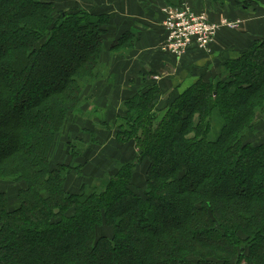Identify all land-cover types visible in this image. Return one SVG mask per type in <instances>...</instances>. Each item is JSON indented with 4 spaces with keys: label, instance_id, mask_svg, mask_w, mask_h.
<instances>
[{
    "label": "trees",
    "instance_id": "trees-1",
    "mask_svg": "<svg viewBox=\"0 0 264 264\" xmlns=\"http://www.w3.org/2000/svg\"><path fill=\"white\" fill-rule=\"evenodd\" d=\"M62 5L0 0V264H264V37L165 108L157 85L126 99L115 141L137 154L83 175L75 144L56 157L107 19Z\"/></svg>",
    "mask_w": 264,
    "mask_h": 264
},
{
    "label": "crops",
    "instance_id": "crops-1",
    "mask_svg": "<svg viewBox=\"0 0 264 264\" xmlns=\"http://www.w3.org/2000/svg\"><path fill=\"white\" fill-rule=\"evenodd\" d=\"M76 1L69 7L97 12L107 19L104 24L105 49L100 58L110 75L102 77L95 85V88L98 86L99 89V98L96 95L95 99L97 98L99 109L107 102L112 103L110 106H118L115 121L122 114V103L134 96L141 84L157 85L162 92L159 106L165 108L166 100L174 93L182 92L201 77L219 76L226 61L237 57V54L246 49L253 39L264 37V0H248L251 4L250 10L242 4H236L245 0H228L224 7H216L209 0H182L181 3L186 2L197 12H207L214 21L227 17L239 20L240 24L237 28L222 26L215 36L211 52L202 51L191 44L186 54L181 59L175 60L173 55L161 49L166 39L162 12V7L166 4L165 0ZM114 41L118 43L113 45ZM127 78H129L128 82ZM97 111L95 108V112ZM108 111H110L107 112L108 115L99 112L97 115L99 121L105 116L112 115L113 110L108 109ZM116 131V128L99 129L100 142H96L99 145L94 144L99 155L108 152L106 148H109V144L112 146L115 143L121 146L115 141ZM258 131L262 132L259 137L264 136V119L260 122ZM103 134H106L104 138H102ZM124 146L134 149L129 144ZM88 157L91 159L89 155ZM108 157L109 167L105 170L115 166L112 156ZM101 165L103 167L104 162ZM105 170H99V173ZM87 173L89 174V171ZM78 182L79 177L74 174L71 186L75 187Z\"/></svg>",
    "mask_w": 264,
    "mask_h": 264
},
{
    "label": "rangeland",
    "instance_id": "rangeland-1",
    "mask_svg": "<svg viewBox=\"0 0 264 264\" xmlns=\"http://www.w3.org/2000/svg\"><path fill=\"white\" fill-rule=\"evenodd\" d=\"M52 1H55L58 5H60L61 2L66 3L65 5H62L63 10L66 7L74 5L77 2L76 0H52ZM165 5H167V4H165ZM191 9L193 10V7H191ZM83 11L89 12V13L91 12L90 10H87V9H83ZM193 12H196L197 14L205 13V11L197 12L195 10H193ZM95 13H97V12H95ZM210 19H211V21H214L212 17ZM214 22H218V21H214ZM228 27H230V26H228ZM231 28H235V27H231ZM116 43H118V41H114L113 45L114 44L116 45ZM212 46H213V44H212ZM212 46H211V49H212ZM164 52H165V50H164ZM174 58H175V60L178 59L177 57H174ZM100 72H101V75L99 74L101 76L100 79L102 77L106 76L107 74L110 75V73H108L109 71H107L106 66H103V68L101 69ZM100 79H98L96 82H94L93 84L88 86V88L85 92L86 98L84 99L83 103L78 105L71 112V115L69 117V121L67 123L66 130L60 139L59 154L56 157V160H58V161H60V159L61 160L65 159L66 156L69 155L68 154L69 151H71L70 150L71 145L75 144V146L78 147L77 151H78L79 160L83 163V165H85L84 170L78 169V173L83 174V175H86L85 171L86 172L89 171L88 175L96 176L97 174H99V170H105L106 168H108L109 167V165H108L109 157L108 156H110V157L112 156V158L115 160L114 164H116L119 161L127 162V161L131 160V159H128L127 157L133 156L132 151L135 152V155L137 154V148L136 147H134V149L127 148L126 146H124L125 144L122 145L121 143H119V144H121V146L118 144H115V143L112 146H111V144H109V148H106L108 150V152L106 154H103L104 156L102 154L99 155L97 153V150H96L97 148L95 147L96 145H94V144L99 145L98 143H96V142H100L99 141V133H100L99 129L100 128H102V129L108 128V130L111 128L117 129L118 128L117 124L118 125L120 124L119 118H117L115 121L116 114H117V113L115 114V112L117 111L118 106H115V107L110 106L112 103L107 102V104L105 106H100L101 109H99V103L96 102L97 98H99L98 97L99 89H98V86L95 88V85H97V83H99ZM128 81H129V78H127V82ZM152 85H154V83L150 84V86H152ZM145 86H147V85L141 84V86L138 89L139 90L142 89L144 91H147V89H144ZM139 90H138V92H139ZM96 95H97V98L95 99ZM158 101H160V100H158ZM104 104H105V102H104ZM123 104H124V102L122 103L121 107H123ZM89 108L91 111H89ZM95 108L98 110L97 112H95ZM108 109L113 110L112 115L107 116V117L105 116L102 118L103 120L100 119V121H99V118L97 117L99 112H101L105 115H108L107 112H110V111H108ZM88 115H91V117H89ZM75 122H76V124H75ZM75 125H77V126H75ZM103 125H105V126H103ZM105 136H106V134H103L102 138H104ZM74 138L78 139V140H75ZM70 143H71V145H70ZM102 143H104V142L102 141ZM128 144L131 147L134 146L130 142ZM111 147H113V148H111ZM88 155L91 157V159L88 157ZM69 157H70V155H69ZM89 161H91V162L89 163ZM102 161L104 162L103 167L101 165V163H103ZM98 162H99V164H98ZM99 175H101V174H99ZM237 177L232 179V180L233 181L237 180ZM1 186L5 187L4 184L0 183V187ZM5 188H7L8 190L9 189L12 190V188H14V187L6 186ZM49 245L56 246L55 243H52V244L49 243ZM43 246H45V245H42L40 247L27 246L28 248H26V247L25 248L26 249H29V248L38 249V248H42ZM45 249H46V246L39 251V253H40L39 257ZM36 259H38V257H36ZM35 261H37V260H35Z\"/></svg>",
    "mask_w": 264,
    "mask_h": 264
},
{
    "label": "built area",
    "instance_id": "built-area-1",
    "mask_svg": "<svg viewBox=\"0 0 264 264\" xmlns=\"http://www.w3.org/2000/svg\"><path fill=\"white\" fill-rule=\"evenodd\" d=\"M162 12L166 39L161 49L178 59L186 54L191 44L202 51L211 52L215 36L222 26L237 28L240 24L239 20L227 17L218 22L211 21L207 12L197 14L186 2L179 5L167 4L162 7Z\"/></svg>",
    "mask_w": 264,
    "mask_h": 264
}]
</instances>
